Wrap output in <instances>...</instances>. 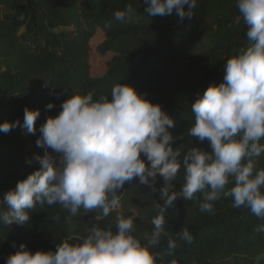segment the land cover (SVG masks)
<instances>
[{"label": "trees", "instance_id": "16d2710c", "mask_svg": "<svg viewBox=\"0 0 264 264\" xmlns=\"http://www.w3.org/2000/svg\"><path fill=\"white\" fill-rule=\"evenodd\" d=\"M129 4L138 19L116 21L114 12ZM146 7L144 0H0V123L19 121L9 132H0V201L40 167V127L59 114L62 102L77 93L110 97L117 83L133 86L173 118L168 131L182 155L193 146L211 151L207 140L201 143L188 135L194 122L191 105L210 84L223 80L227 58L249 43L236 2L196 0L191 16L182 21L175 12L149 16ZM108 23L110 28L105 27ZM98 30L104 40L97 50L112 53L101 77L92 75L90 63ZM49 102L52 109L46 107ZM25 107L39 109L35 134L20 126ZM257 164L264 167V154ZM183 176L181 167L174 190L181 189ZM163 184L159 174L155 191L138 179L126 182L115 194L122 210L108 217L100 210L84 213L81 208L66 222L68 211L54 204L31 210L23 226L0 223V264L22 242L32 252L54 251L64 240L79 242L94 224L115 231L118 213L134 219V235L146 242L157 205L164 203ZM201 201V193L193 200L177 198L165 212V230L177 247L170 250L168 237L162 236L153 249L157 264H254L255 257L264 254V232L255 231L264 220L247 208H234L232 198L214 202L213 213L201 211ZM185 227L193 236L191 243L178 235Z\"/></svg>", "mask_w": 264, "mask_h": 264}, {"label": "clouds", "instance_id": "9594fccd", "mask_svg": "<svg viewBox=\"0 0 264 264\" xmlns=\"http://www.w3.org/2000/svg\"><path fill=\"white\" fill-rule=\"evenodd\" d=\"M235 2L249 43L227 58L223 80L210 84L191 105L194 122L188 135L201 143L207 140L211 151L193 146L182 155L180 148L173 147L168 131L174 126L173 118L133 86L117 83L110 97L77 93L62 102L59 114L40 127L36 145L45 149L37 157L40 167L0 201L5 206L0 209V223L5 226L28 224L31 210L54 204L68 211L66 222L81 208L84 213L100 210L108 217L119 207L115 194L126 182L138 179L155 191L159 174L164 203L157 205L146 242L134 235V219L118 213L115 231L94 224L79 242L64 240L54 251L32 252L22 242L5 264H157L153 249L162 236L168 237L170 250L177 247L165 230V212L177 198L193 200L197 193L202 194L201 211L213 213L214 202L232 198L234 208H247L264 220V167L257 164L264 154V0ZM144 3L149 16L175 12L181 21L196 7V0ZM114 19L131 22L138 17L129 4L116 10ZM46 107L54 105L49 102ZM39 115V109L25 107L20 126L35 134ZM18 124L4 121L0 132L7 133ZM181 167L182 187L176 191L174 181ZM255 231L264 232V224ZM178 235L188 243L193 240L186 227ZM262 260L264 254L257 255L254 264Z\"/></svg>", "mask_w": 264, "mask_h": 264}, {"label": "rangeland", "instance_id": "374dc122", "mask_svg": "<svg viewBox=\"0 0 264 264\" xmlns=\"http://www.w3.org/2000/svg\"><path fill=\"white\" fill-rule=\"evenodd\" d=\"M104 35L101 30H98L94 38L92 39L91 45L93 47L90 63H91V72L95 77H101L106 72V62L112 56V53L108 52L106 54L100 53L97 50V47L103 42ZM121 211V201L119 200V207L116 209Z\"/></svg>", "mask_w": 264, "mask_h": 264}, {"label": "built area", "instance_id": "2783aa9c", "mask_svg": "<svg viewBox=\"0 0 264 264\" xmlns=\"http://www.w3.org/2000/svg\"><path fill=\"white\" fill-rule=\"evenodd\" d=\"M44 151H45V149L43 148L42 149V155L44 154ZM48 151H50L51 152V150L49 149ZM54 156H56L57 154H55V153H52Z\"/></svg>", "mask_w": 264, "mask_h": 264}]
</instances>
